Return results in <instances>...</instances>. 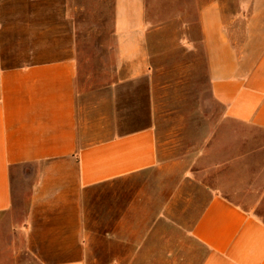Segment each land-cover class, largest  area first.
I'll list each match as a JSON object with an SVG mask.
<instances>
[{
	"label": "crops",
	"instance_id": "1",
	"mask_svg": "<svg viewBox=\"0 0 264 264\" xmlns=\"http://www.w3.org/2000/svg\"><path fill=\"white\" fill-rule=\"evenodd\" d=\"M192 4L152 21L146 0H112L92 57L62 0H0V264H264V139L208 163L211 135L171 163L157 132L178 70L158 56L178 51L204 58L229 135L264 134V0ZM102 185L129 194L90 211Z\"/></svg>",
	"mask_w": 264,
	"mask_h": 264
},
{
	"label": "rangeland",
	"instance_id": "2",
	"mask_svg": "<svg viewBox=\"0 0 264 264\" xmlns=\"http://www.w3.org/2000/svg\"><path fill=\"white\" fill-rule=\"evenodd\" d=\"M233 0L234 12L238 10V2ZM67 13L73 19L77 29L79 40L90 41L87 48L89 54L94 57L99 52L94 44L99 35L109 29L111 25L112 0H62ZM147 14L150 20L166 21L177 19L184 15L188 6H192L193 0H146ZM236 14V13H235ZM166 58V59H165ZM163 59H165L163 61ZM158 62H165V67L171 70L170 76L163 79L168 88L163 92L164 101L160 108L162 122L158 125L159 142L162 149L169 155L171 163L181 161L184 158L194 159L204 151L208 138L214 135L212 145L207 152H211L210 161L218 162L225 157L224 148L233 144L235 155L245 152L251 146L264 139V134L259 130L235 124L233 135H229L220 124L221 109L214 102L207 76L204 58L194 59L187 54H180L178 51L168 56L159 55ZM96 59L90 62V68L98 67ZM227 133V134H225ZM216 135V136H215ZM187 160V161H188ZM249 172H233V181L238 184H248L251 181ZM177 171L172 170L168 174V183L172 191L177 183ZM159 174H148L147 181H156ZM154 178L156 180H154ZM143 180V179H142ZM144 181V180H143ZM141 180L138 181L140 186ZM165 183V182H164ZM157 186V185H156ZM148 194L153 195V184L147 187ZM195 194H200L199 188H191ZM114 194L125 196L129 194L123 188L121 193L114 192L109 185H102L94 188L89 193L90 211H106Z\"/></svg>",
	"mask_w": 264,
	"mask_h": 264
}]
</instances>
